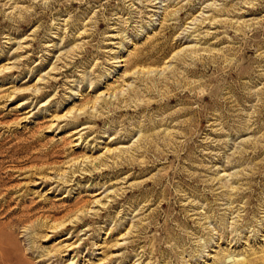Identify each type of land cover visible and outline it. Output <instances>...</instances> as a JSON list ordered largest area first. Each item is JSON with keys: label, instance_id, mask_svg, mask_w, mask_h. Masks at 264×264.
<instances>
[{"label": "rangeland", "instance_id": "374dc122", "mask_svg": "<svg viewBox=\"0 0 264 264\" xmlns=\"http://www.w3.org/2000/svg\"><path fill=\"white\" fill-rule=\"evenodd\" d=\"M0 264H264V0H0Z\"/></svg>", "mask_w": 264, "mask_h": 264}]
</instances>
